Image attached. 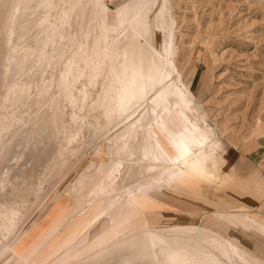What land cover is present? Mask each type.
<instances>
[{
    "label": "bare ground",
    "instance_id": "6f19581e",
    "mask_svg": "<svg viewBox=\"0 0 264 264\" xmlns=\"http://www.w3.org/2000/svg\"><path fill=\"white\" fill-rule=\"evenodd\" d=\"M64 1L63 22L70 24L78 12L75 19L82 36L59 74L44 77L52 60V45H48L39 59L37 74L24 75L5 97L1 85L5 70L0 65V174L10 161L21 160L0 198V253L4 249L9 252L0 264L35 262L9 244L24 222L38 175L36 189L41 192L51 165L57 162L60 168L65 167L75 143L82 144L83 149L96 145L94 156H99V140L109 133L105 138L109 161L101 163L107 166L94 195L74 205L68 221L81 219L89 210L94 212L86 220H94L123 198L136 203L181 175L218 179L216 155L209 148L212 129L203 127L195 114L191 90L181 77L175 79L178 71L171 59L172 43L162 51L153 45L146 22L149 9L134 4L126 7L119 14L116 30L108 23L104 0H59ZM20 3L0 0V54L14 31L13 17ZM33 87L35 95L26 97L17 110H8L7 101L11 105L21 102L18 91L24 94ZM67 103L76 108L70 131ZM134 214L123 217L90 247L82 249L79 260L64 264H166L170 257L184 264H228L233 260L264 264L256 262L228 236L211 229L217 227L214 222L220 218L225 225L255 230L264 236V219L258 216L224 212L217 219L211 218L212 226L156 228L140 221L131 228ZM80 231L78 227L72 235Z\"/></svg>",
    "mask_w": 264,
    "mask_h": 264
},
{
    "label": "rangeland",
    "instance_id": "374dc122",
    "mask_svg": "<svg viewBox=\"0 0 264 264\" xmlns=\"http://www.w3.org/2000/svg\"><path fill=\"white\" fill-rule=\"evenodd\" d=\"M104 2L107 5L108 23L116 30H119V14L126 7L134 4L149 9L146 22L150 27L153 45L162 51L164 46L172 43L171 59L178 71L175 79L181 77L191 90L195 114L203 127L212 129V144L220 157L216 173L223 171L224 178H228L222 184L219 195L238 203L244 202L251 211L264 214V191L229 174L230 169L238 163L243 173H256L258 179L264 182V0ZM66 4L67 1L59 0H21L19 10L13 17L14 31L8 39L7 48L0 54V65L5 70L1 79L5 97L10 87L21 81L24 75L34 77L37 74L39 59L48 45H52V60L44 73L46 79L51 75L56 77L69 59L82 33L75 19L78 12L70 24L63 22L61 12ZM2 42L5 43L4 37ZM35 91V87L24 94L19 90L17 94L21 102L11 105L7 101L6 107L9 111L17 110L26 101V97L36 94ZM66 108L70 131L76 108L70 103H67ZM108 136L109 133L99 140L102 151L99 156H94L96 145L83 149L82 144H73L67 154L71 158L70 164L60 168L57 162L53 163L46 174L41 192L37 191L40 183L38 175L34 186L36 194L33 192L30 195L24 222L15 231L10 248L18 250L22 256H30V260L48 248L55 234L61 231V223L73 206L94 195L93 190L107 166L101 163L109 161L105 140ZM7 165L10 167H5L6 171L0 174V198L10 186L11 179H14L13 170L21 165V160L14 159ZM215 184V181L205 184L210 194L207 198L186 194L200 189L202 184L197 181L188 186H176L175 192L168 193L185 198L193 210L226 209L221 202L216 201L219 195L214 191L217 188ZM135 213L132 221L134 226L131 228L145 217L149 225L156 228L209 224L202 213L192 220H180L181 223L168 225L151 223L146 212ZM248 215L252 216L250 213ZM214 223L227 229L222 222ZM78 225L82 232H88L91 228L81 221ZM211 229L216 232L214 228ZM229 232L224 235L237 240V245L245 249L256 262L264 261V236L261 233L243 228ZM8 254L7 249L0 253V263L6 261ZM64 257L54 259L49 264H57ZM228 264L239 263L233 260L232 263L228 261Z\"/></svg>",
    "mask_w": 264,
    "mask_h": 264
},
{
    "label": "crops",
    "instance_id": "0c3cea01",
    "mask_svg": "<svg viewBox=\"0 0 264 264\" xmlns=\"http://www.w3.org/2000/svg\"><path fill=\"white\" fill-rule=\"evenodd\" d=\"M209 148L214 151V146L211 143ZM215 153V151H214ZM216 163L218 167L220 166V157L215 153ZM218 160V161H217ZM217 167V168H218ZM216 168V171H217ZM223 171L217 172L218 179L215 181V185L217 188L214 190L218 195L220 188L222 184L228 180V178H224ZM229 174L238 176L242 180H244L248 185L258 189L259 191L263 192L264 188V182L261 179H258V175L256 173H243L242 168L240 164H235L229 171ZM182 177L176 178L173 182H171L168 185H161L158 186L151 196L148 198H142L138 200L136 203H132L128 198H123L122 202L116 206H112L110 209L105 210L101 214H99L94 220L87 221L86 218H89L92 214L93 210H89V212L84 215L83 217L80 216L81 219L84 218V220L81 221V219H72L67 220L72 210L68 213V216L65 218L63 223H61V231L59 233H56L55 236L52 239V243L46 248L38 257L34 258L32 264L38 262V258L44 256L43 260L38 262V264H49L53 262V260L65 256L64 259L57 263V264H64L67 260H72V262H76L80 259V254L82 249L90 247V245L98 238L101 234H103L107 229L114 226L115 223L120 221L123 217L128 216L133 211H143L146 212V215L151 223L155 225H168V224H174L181 221L180 220H192L194 217L200 216L202 213V217L204 219H207L209 224L206 223V225L202 226H212L211 218H216L217 215L224 213V212H233V213H241L246 212L247 214H251L253 216H258L262 219H264V214L259 212H253L251 211L250 207H248L247 204L244 202H235L228 198L221 197L220 195L217 197V202H221L226 209H215V210H209V211H201V210H193L191 209V204L186 202L187 200L182 197H178L176 195L170 194L168 192H175L176 190L174 187L176 186H185L190 185L193 182H198V184H202L199 190H195L193 193L188 192L187 195H191L196 198H202V197H209V188L206 185H209V180H203L199 177L189 176V175H181ZM221 181V182H220ZM186 192V190H185ZM85 200V199H84ZM83 201V200H81ZM117 209H114V208ZM128 208V209H127ZM127 209V210H126ZM133 210V211H132ZM237 210H241L237 212ZM132 211V212H131ZM215 212V213H214ZM136 214V213H135ZM206 215V216H205ZM26 216V211H25ZM217 219V218H216ZM219 222H222L224 225L225 223L220 218L218 219ZM84 222L91 228L88 232H82L80 231L76 236H73L72 234L74 231L78 228L79 222ZM133 218L131 219V224L129 226H134L132 224ZM142 222L149 225V221L147 218H142ZM186 222V221H185ZM191 222V221H190ZM105 223V225H103ZM68 226V227H67ZM173 226H199V225H170L167 227H173ZM227 229H222L220 227H215V230L218 232L224 234H229L230 230H235L236 228H233V226L226 224ZM233 242L237 244V240L233 239Z\"/></svg>",
    "mask_w": 264,
    "mask_h": 264
},
{
    "label": "snow or ice",
    "instance_id": "6c2138e0",
    "mask_svg": "<svg viewBox=\"0 0 264 264\" xmlns=\"http://www.w3.org/2000/svg\"><path fill=\"white\" fill-rule=\"evenodd\" d=\"M166 264H184V262L177 258L170 257L168 261L166 262Z\"/></svg>",
    "mask_w": 264,
    "mask_h": 264
}]
</instances>
